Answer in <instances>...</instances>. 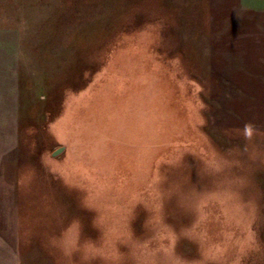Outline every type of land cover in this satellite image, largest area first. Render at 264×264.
<instances>
[{"label": "rangeland", "instance_id": "374dc122", "mask_svg": "<svg viewBox=\"0 0 264 264\" xmlns=\"http://www.w3.org/2000/svg\"><path fill=\"white\" fill-rule=\"evenodd\" d=\"M29 1L0 264H264V0Z\"/></svg>", "mask_w": 264, "mask_h": 264}, {"label": "crops", "instance_id": "0c3cea01", "mask_svg": "<svg viewBox=\"0 0 264 264\" xmlns=\"http://www.w3.org/2000/svg\"><path fill=\"white\" fill-rule=\"evenodd\" d=\"M245 1L252 2V0ZM35 2V0L29 1L31 5ZM9 3L11 2H6V0L0 3V8H2L0 11V117L15 116L17 114L20 106V91L22 90L18 79L21 72L20 53L23 51L21 24L19 22L13 24L2 23L6 22L12 14L14 19L21 20L20 15L7 13L5 9L3 10L5 5ZM21 3L22 0H18L17 3L13 2L11 4L15 7ZM15 8H18V10ZM15 8L13 9L17 12L21 10L19 7ZM255 8L254 6L252 9L256 10ZM28 18L31 19V15Z\"/></svg>", "mask_w": 264, "mask_h": 264}, {"label": "water", "instance_id": "95a60500", "mask_svg": "<svg viewBox=\"0 0 264 264\" xmlns=\"http://www.w3.org/2000/svg\"><path fill=\"white\" fill-rule=\"evenodd\" d=\"M63 150H64L63 147L58 148L57 150H55V151L52 153V156H57V155L60 154Z\"/></svg>", "mask_w": 264, "mask_h": 264}]
</instances>
